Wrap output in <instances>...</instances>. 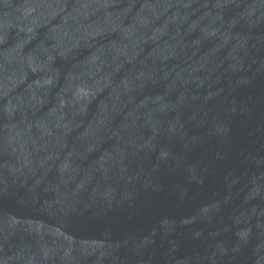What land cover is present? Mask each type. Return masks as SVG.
Segmentation results:
<instances>
[{"label":"water","instance_id":"95a60500","mask_svg":"<svg viewBox=\"0 0 264 264\" xmlns=\"http://www.w3.org/2000/svg\"><path fill=\"white\" fill-rule=\"evenodd\" d=\"M0 264H264V0H0Z\"/></svg>","mask_w":264,"mask_h":264}]
</instances>
